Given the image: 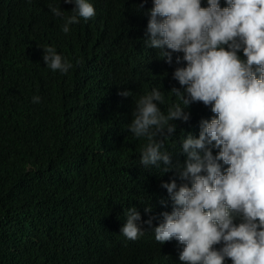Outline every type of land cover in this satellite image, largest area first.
<instances>
[{
    "label": "trees",
    "instance_id": "16d2710c",
    "mask_svg": "<svg viewBox=\"0 0 264 264\" xmlns=\"http://www.w3.org/2000/svg\"><path fill=\"white\" fill-rule=\"evenodd\" d=\"M90 2L95 16L65 34L74 4L0 0V264H181L183 245L161 244L153 229L171 212L161 184L185 181L174 170L145 169L139 160L147 140L127 125L135 101L153 87L163 92L165 114L179 103L170 91L181 88L172 73L184 66L175 63L183 54L173 53L169 65L145 46L152 0ZM48 46L71 62L67 73L46 67ZM185 110L189 121H174L164 147L181 165L182 135L198 138L200 121L214 115L202 102ZM133 206L144 231L135 241L120 233ZM150 218L151 227L143 223Z\"/></svg>",
    "mask_w": 264,
    "mask_h": 264
},
{
    "label": "clouds",
    "instance_id": "9594fccd",
    "mask_svg": "<svg viewBox=\"0 0 264 264\" xmlns=\"http://www.w3.org/2000/svg\"><path fill=\"white\" fill-rule=\"evenodd\" d=\"M63 2L75 5L65 18V34L79 18L96 14L90 0ZM224 4L152 0L144 44L159 50L169 65L173 53L183 54L175 63L183 61L184 66L172 73L181 88L170 91L179 103L165 114L158 107L164 102L163 92L153 87L135 101L127 125L136 138L147 140L139 160L145 169L157 168L162 174L174 170L185 181L179 186L175 179L161 184L171 212H162L153 229L161 244L175 239L183 245L181 264H226L229 259L231 264H264V0ZM49 10L62 16L60 7L49 5ZM42 49L43 61L53 72L65 74L72 67L55 47ZM118 94L127 97L130 92ZM39 102V96L32 97V103ZM196 102L210 106L214 115L200 121L198 138L182 135L178 151L186 159L183 165L172 163L165 142L176 132L174 121H189L185 109ZM140 221V212L128 208L120 233L135 241L144 234ZM143 223L151 227L152 218Z\"/></svg>",
    "mask_w": 264,
    "mask_h": 264
}]
</instances>
